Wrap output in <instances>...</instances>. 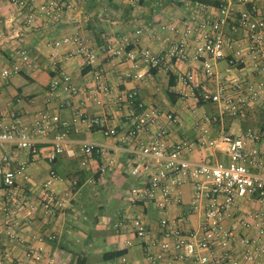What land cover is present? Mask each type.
Instances as JSON below:
<instances>
[{
  "label": "crops",
  "instance_id": "crops-1",
  "mask_svg": "<svg viewBox=\"0 0 264 264\" xmlns=\"http://www.w3.org/2000/svg\"><path fill=\"white\" fill-rule=\"evenodd\" d=\"M51 1L25 0L24 6H18L10 0H0V81L2 67L16 61L21 51L25 50L32 61L31 67H24L4 84V94L0 95V115L9 122L20 117L27 126L32 127L41 111H58L64 119L73 122V107H80L90 116L109 113L108 117L117 127V135L105 136L99 128L89 127L80 120L72 123L67 133L68 140L77 149L75 156L62 153L53 163L48 160L46 153L51 149L52 139L59 132L56 128L43 135L39 143L42 154L38 157H32L26 150L16 151V165L22 168L18 177L22 187L20 198L35 199L41 182L49 177L51 170H55L57 177L51 187L58 194L64 195L68 204L53 214L39 208L29 217H25L22 209L12 227L7 228L5 207L8 191L0 175V254H6L16 263L22 262L26 260V253L33 245L43 247V261L50 264H117L121 255L110 260L104 257L105 254L126 249V236L114 228V222L124 214H140L144 209L154 232L158 230L159 213L151 203H146L142 208L130 200L132 185L142 183V180L134 178L130 173L132 166L142 163L138 149L157 127L152 125L149 130L137 136L129 135V111L126 106H117L116 96L136 88L137 103H142L143 108H160L164 112H172L181 124H169L163 119V123L171 130L169 141L172 142L175 137L184 139L188 144L182 152L183 157L210 162L226 159L224 152L208 144L210 138L225 132L242 135L249 130H262L264 122L257 116V111L259 107L264 108V101L249 107L243 117L216 114L215 105L196 103L192 97L186 99L180 92L181 89H189L178 80L177 71H192L195 74L191 85L196 94L205 88L216 89V75L206 76L202 61H176L173 70L162 66L141 80H125L124 72L133 70L131 63L115 57L106 49L107 35L121 37L128 34L133 41L130 48H150L159 52L169 41L180 39L178 32L185 30V20L201 11H208L216 17L217 7L193 0H145L142 3L141 0H57L62 4V13L56 16L54 11L46 10ZM221 1L227 3L228 0ZM257 3L264 14V0H257ZM248 7L249 4L230 3L231 18H236ZM167 25L177 29L171 30ZM139 26L151 27L153 31L148 33L143 29L137 35ZM227 31L230 34V30ZM75 32H81L88 44L99 53L94 67L111 87L110 95L104 97L105 106L96 104L89 94V90L96 84L89 77L90 70L94 68L85 64L83 56L74 53L73 44H64L58 48L53 45L55 40ZM189 41L192 42L190 38ZM233 47L237 48L235 42ZM226 52L228 56L215 62L214 70L230 76L233 73L229 64L230 48L227 47ZM54 55L57 64L51 61ZM247 69L243 68L242 72ZM62 72L69 73L80 90L73 96V107L59 106L68 95L66 92L54 96L50 93L52 79L59 78ZM253 78L259 80L258 73L253 74ZM170 92L177 96L174 101ZM203 113L210 117V122L205 123L206 132L201 130ZM236 126L239 132L234 131ZM198 137L202 139L197 142ZM81 141L115 146L114 162L106 172H101L97 160L91 159L84 163V156L77 147ZM6 147L10 148L11 144ZM180 196L178 201L172 203L169 218L178 219L179 224L186 227L200 228L203 222L202 210L192 208V185H182ZM226 225H234L239 234L244 232L234 221L227 220ZM48 234H54V239L46 238ZM40 236H44V241L38 239ZM131 240L132 247L125 254L129 264H151L142 249V240L134 236ZM171 257L166 255L162 264H170ZM183 264L195 263L188 258ZM225 264L245 263L241 256L235 255L233 260Z\"/></svg>",
  "mask_w": 264,
  "mask_h": 264
},
{
  "label": "built area",
  "instance_id": "built-area-1",
  "mask_svg": "<svg viewBox=\"0 0 264 264\" xmlns=\"http://www.w3.org/2000/svg\"><path fill=\"white\" fill-rule=\"evenodd\" d=\"M10 1L18 6L25 5V0ZM230 3L249 4V7L236 18H231ZM61 9L62 4L57 0H52L46 6V10L54 11L56 16L61 15ZM216 9V17L204 10L185 20V30L178 32L180 39L169 41L159 52L150 48H130L133 41L128 34L121 37L107 35L106 49L115 57L131 63L133 70L124 72L125 80H141L162 66L173 70L178 61H202L204 74L216 75V89L205 88L196 94L191 85L195 74L192 71H177L178 80L189 89H181L182 96L186 99L192 97L196 103L215 105L216 114L243 117L249 107L264 101V14L257 0H228ZM167 27L177 29L172 25ZM143 29L148 33L153 31L151 27L139 26L137 35ZM234 42L237 44L235 49ZM64 44H73L74 53L83 56L85 64L94 68L90 70L89 77L96 84L89 90V94L96 104L103 106L104 97L110 95L111 87L94 67L99 53L88 44L81 32L64 36L53 43L55 48ZM227 47L231 50L229 64L233 73L230 76L214 70L215 62L228 56ZM51 61L53 64L58 63L55 55ZM248 65L250 67L247 69ZM31 66L32 61L25 50L10 66H3L0 95L4 94V84L9 77ZM243 68L247 69L244 73ZM255 73H258L259 80H254ZM79 91L67 72H62L59 78L52 79L50 83L51 95H60L61 92L68 94L59 106L73 107V96ZM137 100L136 88L116 96L117 106H126L129 111L128 134L137 136L149 130L152 125H156L157 129L138 149L142 163L132 166L130 173L134 178L142 180V183L132 185L130 200L142 208L146 203H151L159 213V220L158 230L152 232L150 218L144 209L140 214L122 215L114 222V228L125 234V248L132 247L131 238L134 236L142 240V249L151 264H162L166 255L172 256L170 264H183L188 258L195 264H225L233 260L235 255L241 256L245 264H264V132L249 130L242 135L222 133L210 138L208 144L224 152L226 159L211 162L192 160L182 156L187 141L178 137L169 141L171 130L163 123V119L166 123L180 125L178 118L172 112H164L160 108H143V104L137 103ZM139 108L143 109L138 111ZM73 109V122L64 119L58 111L45 110L37 114L32 127L27 126L20 117L9 122L0 115V175L8 191L5 207L7 228L12 227L22 209L25 217H29L39 208L53 214L68 204V199L51 187L57 177L55 170H51L49 177L41 182L35 199L20 198L22 187L18 177L22 168L16 165L15 153L18 149L38 157L42 154L39 143L43 135L56 128L59 132L52 139L51 149L46 153L48 160L53 163L62 153L75 156L77 149L68 140L67 133L71 124L80 120L89 127L99 128L105 136L117 135V127L108 117L109 113L90 116L80 107ZM201 119V130L206 132L205 123L210 122V117L203 113ZM201 139L198 137L197 142ZM7 144H11V147L7 148ZM77 147L84 156V163L91 159L100 162L101 172H106L114 162L115 146L110 143L81 141ZM187 183L193 187L192 208L202 210L203 222L198 229L186 227L179 224L178 219L169 218L172 203L180 199L181 187ZM227 220L240 225L243 234L237 233L234 225L227 226ZM45 237L52 240L55 236L48 234ZM38 239L44 241V236ZM43 256L42 246L31 245L25 261L16 263L6 254H0V264H50L43 261ZM117 264H129L127 256L121 255Z\"/></svg>",
  "mask_w": 264,
  "mask_h": 264
},
{
  "label": "trees",
  "instance_id": "trees-1",
  "mask_svg": "<svg viewBox=\"0 0 264 264\" xmlns=\"http://www.w3.org/2000/svg\"><path fill=\"white\" fill-rule=\"evenodd\" d=\"M145 0H141V3ZM197 1L199 3L205 4L207 6H213V7H220L222 1L221 0H193ZM170 96L172 97L173 101L177 98L174 92H170ZM202 104H207L205 102H201ZM261 132H264V127L261 128ZM127 249L120 250L118 252H111L109 254H105L104 257L106 260H110L112 258L118 257L120 255L126 254ZM84 262H79L78 264H83Z\"/></svg>",
  "mask_w": 264,
  "mask_h": 264
},
{
  "label": "rangeland",
  "instance_id": "rangeland-1",
  "mask_svg": "<svg viewBox=\"0 0 264 264\" xmlns=\"http://www.w3.org/2000/svg\"><path fill=\"white\" fill-rule=\"evenodd\" d=\"M257 113H258L257 116L259 117V119H261L264 122V108H262V107L260 108L259 107ZM238 128L239 127L236 126L234 131L235 132H239Z\"/></svg>",
  "mask_w": 264,
  "mask_h": 264
}]
</instances>
